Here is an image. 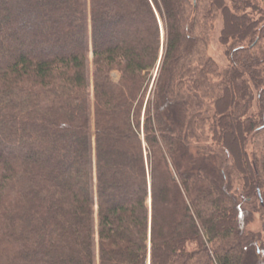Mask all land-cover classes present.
<instances>
[{"label": "trees", "instance_id": "obj_1", "mask_svg": "<svg viewBox=\"0 0 264 264\" xmlns=\"http://www.w3.org/2000/svg\"><path fill=\"white\" fill-rule=\"evenodd\" d=\"M260 135L264 0H0V264H264Z\"/></svg>", "mask_w": 264, "mask_h": 264}, {"label": "rangeland", "instance_id": "obj_2", "mask_svg": "<svg viewBox=\"0 0 264 264\" xmlns=\"http://www.w3.org/2000/svg\"><path fill=\"white\" fill-rule=\"evenodd\" d=\"M222 26H223V21H222V18L219 17L217 22L215 23V29L211 36L208 55L213 58V60L219 65L220 69H225L228 66V61L225 55L226 48L223 47L219 42ZM90 58H92V56ZM90 69H91V74H92V64H90ZM119 77H120L119 73L117 72L113 73L114 81H118ZM253 112L258 113L256 108L253 110ZM255 143H258V144L257 145L254 144L253 148H251L250 146L249 151L251 152V149H253V150L258 151V153H260L264 149V135L258 136L256 138ZM262 225H263V220L262 218H260V215L256 213L254 216V221L253 223H251L249 229L253 232H261Z\"/></svg>", "mask_w": 264, "mask_h": 264}]
</instances>
